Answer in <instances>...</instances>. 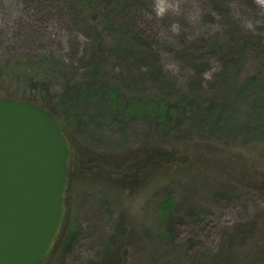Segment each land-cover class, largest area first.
I'll return each mask as SVG.
<instances>
[{
  "label": "rangeland",
  "instance_id": "1",
  "mask_svg": "<svg viewBox=\"0 0 264 264\" xmlns=\"http://www.w3.org/2000/svg\"><path fill=\"white\" fill-rule=\"evenodd\" d=\"M85 3L0 0V73L16 78L0 82V95L10 90L17 96L10 98L29 101L38 93L41 105L63 98L74 107L57 118L70 143L65 217L41 264H264V92L259 87L264 88V0ZM107 23L115 25L111 33ZM232 25L241 40L252 37L254 43L237 70L224 68L223 54L212 45ZM136 34L156 58L160 81L172 84L147 80L150 63L141 56L136 60ZM93 47L103 56L104 81L124 85L150 103L164 101L169 88H190L189 57L201 65L203 86L218 102L220 88L235 73V89L257 77L199 130H191L189 113L171 123L169 134L178 138L170 143L157 135L149 112L124 124L114 119L115 104L104 105L108 101L101 96L89 98L86 107L77 104L82 100L74 98L76 89L87 81V53ZM69 82L71 87L62 89ZM78 108L79 117L73 116ZM161 113L163 125L169 119L163 108ZM142 145L170 149L177 160L129 170ZM167 195L175 206L160 239L157 207ZM236 229L244 230L245 240L233 236Z\"/></svg>",
  "mask_w": 264,
  "mask_h": 264
},
{
  "label": "water",
  "instance_id": "2",
  "mask_svg": "<svg viewBox=\"0 0 264 264\" xmlns=\"http://www.w3.org/2000/svg\"><path fill=\"white\" fill-rule=\"evenodd\" d=\"M69 140L39 105L0 97V264H41L65 216Z\"/></svg>",
  "mask_w": 264,
  "mask_h": 264
},
{
  "label": "trees",
  "instance_id": "3",
  "mask_svg": "<svg viewBox=\"0 0 264 264\" xmlns=\"http://www.w3.org/2000/svg\"><path fill=\"white\" fill-rule=\"evenodd\" d=\"M95 1V0H93ZM92 0H85V6H91L93 3ZM109 4V3H108ZM106 12V15L109 14V11L107 8L104 9ZM111 17V16H109ZM108 18V17H106ZM106 21H112L111 18H108ZM107 31L112 32V30H115V25H112L110 23L106 24ZM238 30L232 25L229 27L227 35L224 34L223 36H216L212 40V45L214 47H217L220 49L218 51L221 55L223 54V64L224 68L228 66H233L234 69L236 68L237 70V65L240 63V61L246 60V58L250 55V50H254L253 47V40L252 37H246L241 40L239 37V34L237 32ZM133 43L136 47L140 49V51L135 54L136 55V60L141 56V62L148 61L150 63L149 70L146 73L147 74V80H149L151 83L158 84L160 86L164 85H170L172 84L171 82L165 81L164 83L160 81V76H159V69L156 67V58L152 55L148 45H145V41L143 39H139L138 35L136 34L133 37ZM219 38V39H218ZM135 40V41H134ZM221 43H220V41ZM252 41V42H251ZM248 50V52H246ZM246 52V54H245ZM236 53V56L234 54ZM247 54H249L247 56ZM88 56V57H87ZM87 71L89 72L88 75L86 76L87 81L82 83V87H78L76 96L74 98L78 100H82L81 102L78 101L77 104H81L83 107H86L89 105L88 101L90 100L89 98L92 97H103L105 98L106 102L104 105L109 104H115L114 110L116 113H114V119L120 120L121 123L126 124L129 119H134L139 116H145L146 113L149 112V114L153 115L155 120H156V129L159 130L158 136L162 139H165L169 141L170 143L176 142V138L173 135H170V129L171 128V123L173 122H180L181 120L186 119L187 113L192 117H194V122L192 123V131L193 130H199V126L203 125V122H207L208 119L213 116V113L219 109L222 110L226 104L227 100L230 99L231 96L235 97L239 95L244 89L247 87L253 86V81H255L256 77H251L247 80L245 84L240 86V89H235L234 87V81L235 78H237V73L234 74L233 80L232 78L229 79L227 82H225V85H223L220 90L222 91V98L221 101H217V95L216 93H212V91H207L205 87L203 86L204 83V78H203V73L200 70V64L194 62L193 60L188 58L189 64H192V75L188 78V83L190 84V88L187 91H181V92H174L173 88L167 89L163 94L164 101L162 102H157V103H150L148 101H142L143 95L134 93L132 91L125 90V86L123 85L124 88H121L120 85H110L107 83V81H104L106 79L105 73H104V65H103V56L100 53L99 50L91 49L89 53H87ZM102 58V59H101ZM1 66V65H0ZM13 71V70H12ZM263 71L260 70L258 74H261ZM4 73H0V82H5L9 79V81H12L13 79L15 80L16 78H12L9 74L2 75ZM145 74V75H146ZM48 79V77H46ZM36 80H39L40 78L35 76ZM100 80H103L100 81ZM115 83H119V80L114 81ZM70 83L67 85L65 84L62 89L69 88ZM99 83L100 85H98ZM123 84V83H122ZM164 84V85H163ZM69 86V87H67ZM75 87V85H73ZM113 87V88H110ZM260 90L264 92V88L262 86H259ZM258 87V88H259ZM262 88V89H261ZM81 92V94H78ZM15 94V95H14ZM38 94V93H36ZM35 93L27 98V100L37 104L41 105L42 101L40 100L42 98V95L38 97ZM131 96H129V95ZM166 94V95H165ZM14 95V96H13ZM84 95V97H82ZM0 97H17L16 93L14 91H4ZM43 99V98H42ZM124 99V100H123ZM145 100V99H144ZM153 101V100H152ZM67 102V101H66ZM64 102L63 98L61 101H57L56 103H48V105H41L44 109L52 113L56 118H59V114H65V112L70 109H74L72 104H68ZM162 103V105H161ZM163 108L164 111V116L167 117L169 120L164 121L163 125H160L161 122H163V116L161 113V109ZM79 108L77 109V112H74L73 116L79 117L78 115L80 114ZM118 111V112H117ZM173 114H176L175 117L176 119L173 121L174 117L172 116ZM167 115V116H166ZM220 116L219 113L215 114V117ZM121 117V118H120ZM162 117V118H161ZM216 124V123H214ZM174 128V127H173ZM65 131V130H64ZM188 133V132H187ZM177 160L176 154L174 151L164 148V147H149L146 145H142L138 148V150L135 151L134 157H132L131 162L127 164V168L129 170H134V171H141L143 172L146 168H153V167H159L162 164L168 165L171 163H174V161ZM263 194H264V189H262ZM175 204L173 203L172 197L167 195L166 199L162 200L157 207V218H158V224L159 227L157 229V235L158 237L163 239V234L161 227L163 225H166L169 227L171 223V213L174 208ZM241 230V229H240ZM244 230H241L239 232V229H236L235 233H233V236H236L237 238H240L242 240H245V235ZM120 245V243L115 244L114 250ZM222 250H220L221 252ZM210 261L212 260L213 257H208ZM179 259L181 257L179 256ZM191 261V260H190ZM182 264H187V262L181 261ZM177 263H180L177 261ZM181 264V263H180Z\"/></svg>",
  "mask_w": 264,
  "mask_h": 264
}]
</instances>
